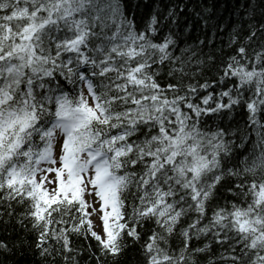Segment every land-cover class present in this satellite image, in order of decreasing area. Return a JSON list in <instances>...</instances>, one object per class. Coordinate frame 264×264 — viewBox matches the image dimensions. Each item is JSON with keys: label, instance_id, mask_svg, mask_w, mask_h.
Listing matches in <instances>:
<instances>
[{"label": "clouds", "instance_id": "clouds-1", "mask_svg": "<svg viewBox=\"0 0 264 264\" xmlns=\"http://www.w3.org/2000/svg\"><path fill=\"white\" fill-rule=\"evenodd\" d=\"M190 2L199 11H179ZM231 5L221 18L224 0H0V47L44 25L0 65V210H19L31 264H91L83 232L72 233L71 255L63 246L66 203L39 223L30 210L54 183L81 177L91 204L98 171L117 189L124 223L155 235L150 255L121 233V264H232L234 245L245 252L239 264H264V162L254 163L264 158V0ZM225 92L240 100L227 114L199 102ZM13 177L17 191L42 190L16 199ZM189 231L200 243L186 250Z\"/></svg>", "mask_w": 264, "mask_h": 264}, {"label": "snow or ice", "instance_id": "snow-or-ice-1", "mask_svg": "<svg viewBox=\"0 0 264 264\" xmlns=\"http://www.w3.org/2000/svg\"><path fill=\"white\" fill-rule=\"evenodd\" d=\"M33 15H35V13ZM44 23H47V21ZM43 26L44 25L42 23H37L34 21L25 27L24 31L28 32L27 36L18 35L15 39L11 37H5L7 43L12 45V49L9 51L6 48L0 47V65H3L7 61V58L11 57L13 53L19 52L21 54H25L27 50L22 46L23 42L33 40L35 34L39 32ZM11 31L12 29H9L10 33ZM243 51L244 50L241 49V52ZM33 52H36L34 47ZM229 67L231 69L230 74L235 76L238 72V67L232 65ZM202 95H205V99L199 101L202 107L204 105L218 107L224 112V114H227L230 108L235 106V104L240 103L238 94L236 96H232L225 92L223 93L225 99H223L222 102L218 101L215 105L211 104V100L214 98H208L206 97V94ZM196 103L197 101H193V104ZM225 105H227L228 108H225ZM252 107L253 106L251 104L248 105L249 109ZM189 111L196 110L190 105ZM196 114L202 115L203 113L196 111ZM4 159L5 155H0V163H2ZM262 162H264V158H261V160H258L254 163L259 164ZM55 174L58 176L61 175L59 170H57ZM104 175L105 174L103 172L98 171L95 177L91 179L90 187L93 189L91 204H89L85 194L84 181L82 177L79 183L76 181H73L72 183H66L63 181V179L59 180L52 185V187L55 188L54 196H50V193L47 190H44L43 195L36 200L33 208L30 210L32 218H34L38 223L44 221L48 219V216L45 214L50 213V209L53 205L66 203L69 209L68 222H65L64 220L59 221V223L63 225V235L65 238L63 246L66 248L69 255H71V249L76 243L72 233L74 231L83 232V237L79 239V245L85 250L91 248V251L82 252L83 258L91 257V264H101V262H103V264H107L106 257L112 258L114 264H121L120 258L124 254L121 251L120 245L121 233H123V235L126 236L128 240H139L140 242H146L144 244L145 250L151 255L152 242L155 240V235L152 231V228L145 224V227L148 228V231L146 233H141V228L139 225L133 228L131 224L124 223L125 217L118 214L119 197L117 189L115 186L106 184L104 182ZM15 184V177L8 181V187L12 190L16 199H31L37 191L42 190V186L37 185L32 192L24 193L22 187L19 189V191H17V189L13 187ZM227 186L229 188L232 187L231 184H228ZM238 190L239 188H237V191ZM217 191H219V189H217ZM256 198L258 202H264V186H261L260 191L256 193ZM40 200H43L44 204L48 207H41ZM18 211L19 210L12 211L11 213L0 211V226L6 228L13 223V218H15V223L21 225L22 227L23 218H16ZM147 211H151V209ZM147 211L145 214H147ZM5 215L8 216L7 220L3 219ZM235 215L238 218L239 216L244 215V213L237 212ZM237 222L240 224L241 230H245V224H247V221H241L238 219ZM197 226L198 225L193 224L190 227L194 228ZM50 230L51 229L49 227L48 230L40 233L39 240L35 241V243L44 245L45 236L47 235V231ZM187 236L188 239L183 242L186 250L197 248L200 242L196 238L192 237L191 231L187 233ZM85 240L89 241V243L85 244ZM221 243H223V241L218 239L215 246L219 247ZM13 246L21 247L22 244L20 242H15ZM225 247H227L226 244ZM233 247V254L231 257H229V259L232 261V264H239V261L244 259L245 252L241 251L242 245H234ZM7 248H9L8 241L0 239V252H3ZM195 254L196 253H193V255ZM45 255H47V253H45ZM167 259L168 257H165V260ZM258 259L264 260V256L258 257ZM151 264H160L159 257L153 258ZM179 264H184L183 258L180 260Z\"/></svg>", "mask_w": 264, "mask_h": 264}, {"label": "trees", "instance_id": "trees-1", "mask_svg": "<svg viewBox=\"0 0 264 264\" xmlns=\"http://www.w3.org/2000/svg\"><path fill=\"white\" fill-rule=\"evenodd\" d=\"M197 3H205L207 4L208 0H196ZM222 0H217V7L220 6ZM225 3L228 4V8L220 7L218 15L221 18L228 15V11L231 10V0H224ZM183 3V0H181ZM181 12L185 11H199V9H193L191 2L189 3V7L187 9L181 8L179 9ZM237 28L239 25L236 26ZM235 30V29H234ZM209 35H212L210 32ZM2 211V210H0ZM4 220L8 219V216L5 215L3 217ZM0 239H4L8 241L9 248L12 249V252L8 255H5L3 252H0V264H31V261L34 259V256L30 255L31 249V234H26L25 230L17 223H15V218H13V223L6 228L0 226ZM15 242H20L22 244L21 247H14ZM131 256L128 257L131 260ZM38 264V262H37Z\"/></svg>", "mask_w": 264, "mask_h": 264}]
</instances>
